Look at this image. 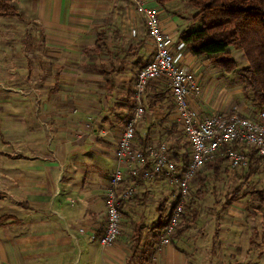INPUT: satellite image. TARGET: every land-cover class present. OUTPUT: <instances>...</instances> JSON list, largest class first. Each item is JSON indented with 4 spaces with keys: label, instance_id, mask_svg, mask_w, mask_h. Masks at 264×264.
<instances>
[{
    "label": "crops",
    "instance_id": "0c3cea01",
    "mask_svg": "<svg viewBox=\"0 0 264 264\" xmlns=\"http://www.w3.org/2000/svg\"><path fill=\"white\" fill-rule=\"evenodd\" d=\"M14 1L37 17L33 24L38 31L33 35L23 32L21 38L22 44L36 45L25 55L35 62L33 72H3L7 78L32 75L37 83L16 89L0 85V102L5 103L0 107H10L0 111L6 118L0 216H8L7 223H11L0 227V264H177L182 259L178 238L200 218L196 223L191 222L192 215L183 218L185 225L173 244L158 252L160 242L154 244L158 235L153 230L158 217L149 220L154 218L152 208L160 217L159 211L168 214L174 202V189L164 187L163 177L141 182L136 195L123 203L122 233L115 245L102 248L98 242L106 225L104 194L118 167L117 142L132 112L136 76L154 50L144 20L129 2L127 7L126 0ZM149 3L160 8L165 32L176 33L175 57L180 66L195 74L201 87L200 95L190 96V107L201 119L228 113L231 107L222 106L219 100L211 103L203 95L207 81H226L225 75L210 77L206 71L214 66L211 61L193 55L181 41L182 32L193 31L192 21L174 11L165 15L164 6L156 0ZM19 23L25 29L30 26ZM240 92L224 84L220 97ZM144 103L146 111L136 127L135 145L144 150L166 142L171 157L175 153L189 156L190 143L169 82H150ZM246 108L240 106L249 115ZM222 171L220 177L232 175L225 167ZM230 206L222 203V210ZM149 221L148 227L145 223ZM137 227L143 228L138 246L134 240ZM228 232L216 226L212 234H204L211 236L206 246L241 247L243 243L249 255L251 247H264V235L255 229L251 234L231 233L235 240L226 243L227 238L219 236Z\"/></svg>",
    "mask_w": 264,
    "mask_h": 264
},
{
    "label": "built area",
    "instance_id": "2783aa9c",
    "mask_svg": "<svg viewBox=\"0 0 264 264\" xmlns=\"http://www.w3.org/2000/svg\"><path fill=\"white\" fill-rule=\"evenodd\" d=\"M127 1L144 20L154 50L150 61L136 76L135 107L117 142L118 167L105 192L106 225L98 242L102 248L113 246L122 233L123 203L136 195L141 182L164 177L174 189V202L160 238L158 252H161L183 221L193 177L208 163L220 155L227 158L230 171L246 170L257 158L264 167V110L254 108L251 115L215 114L201 119L189 105L190 96L200 95L201 87L195 74L180 66L175 57L172 45L176 33L165 32L160 11L149 3L152 0ZM157 79L169 82L176 113L190 143V162L186 167L171 158L166 142L150 144L144 150L135 145L136 127L146 111V89Z\"/></svg>",
    "mask_w": 264,
    "mask_h": 264
},
{
    "label": "rangeland",
    "instance_id": "374dc122",
    "mask_svg": "<svg viewBox=\"0 0 264 264\" xmlns=\"http://www.w3.org/2000/svg\"><path fill=\"white\" fill-rule=\"evenodd\" d=\"M126 3L127 5L129 4L127 0ZM16 4L17 15L0 18V85H9L11 88L14 87L15 89L22 88L23 86L31 87L32 84L34 86L37 83V81H35L36 78L32 75L20 76L19 74V78H7V74L4 73L3 70L6 69V72L9 73L16 71L17 69H30L33 72L32 68L35 61H32L31 57V61L29 60V57L25 58V55L28 54L27 52H29L30 49L28 48L29 46H27V43L22 44L21 38H23V32L28 35H33V32L35 33L38 31L37 27L33 24L37 19L35 14H33L32 11L23 9L18 2H16ZM127 7H129V5ZM157 9L160 10V8ZM164 10L166 11L165 15L174 11V13L180 14L182 16L181 18L190 19L193 26H195L193 27V30H197L201 27L200 23L193 18L197 11L189 7L187 0H173L164 6ZM13 21L14 25L10 27V24ZM19 21H25V23H23L24 25L29 22L30 26L25 29V27L21 26L22 23H19ZM28 30L31 33H29ZM29 37L31 36H28L27 38L30 39ZM231 53L234 60L237 62V70L232 74H224L219 68L210 66L209 70L206 71V73L211 74L210 77L215 78L213 77L215 74L222 73L225 75L226 81L216 79L218 81H215L216 83H221L219 86H217L216 83L211 84L213 79L207 81L203 95L204 97L206 96L209 98L211 103L219 100L222 106L226 105L231 107L228 113H220L221 115L230 116L234 113L245 115V113L240 110V106L243 105L247 107L246 110H248V114L251 115L253 114V109L257 107L251 102V94L245 95L240 81L242 70L247 66V60L244 53L240 50L231 49ZM211 69L212 72L214 71L213 73L211 72ZM224 84H229L234 90L242 89V92L220 97V89ZM16 95L19 94L16 93ZM9 97L13 98L12 96ZM133 101L134 104L135 97ZM0 103L5 104L4 102ZM221 105H219V107ZM1 107L0 111L3 112H6L8 108L10 109L8 105V108L5 105ZM31 125L33 126L32 123ZM5 129L6 118L5 116H0V189H4L5 185ZM227 169L230 171L229 167H227ZM230 172V174H232L230 176L223 175L219 179H215L212 169L206 165L193 177L190 183V197L188 202L191 209L200 212V221L196 226L189 224L183 229L182 235L179 236L180 247H177V249L180 250L182 259H180L177 264H264V247H251L252 249L249 255L247 254L249 247H245L243 243H241V247L206 246V243L211 236H204V234H212L218 225H220L221 230L230 231L225 235L222 234L219 236L226 237V243L235 240V237H231V233L237 235L242 233L251 234L252 229H255L264 235V167L260 163L258 171L254 177H252L248 183L242 185V189L248 193L247 196L239 203L222 210V203L225 201V196L234 191L242 183V176L245 170ZM204 178L206 179V183L203 182ZM164 187L167 190L173 189L168 184L164 185ZM1 192L0 194L4 196V193ZM152 214L154 218L152 217L149 220H156L157 217L159 219V213L154 207L152 208ZM191 215V211H186L184 214L185 218L183 217L184 220L187 218L190 219ZM148 217L149 215L147 218ZM165 220L166 217L164 218V221ZM149 223H151V221L145 224L149 227L151 226ZM260 224H262V226H260ZM154 232L158 235L155 238L154 244H158L163 231L162 229H157ZM219 233L221 234L220 231ZM239 238H242L243 240L246 239V236H241ZM173 242L172 239L170 244L164 246L163 249L172 245Z\"/></svg>",
    "mask_w": 264,
    "mask_h": 264
},
{
    "label": "trees",
    "instance_id": "16d2710c",
    "mask_svg": "<svg viewBox=\"0 0 264 264\" xmlns=\"http://www.w3.org/2000/svg\"><path fill=\"white\" fill-rule=\"evenodd\" d=\"M171 1L173 0H156L160 6H165ZM187 2L190 8L197 11L193 18L200 23L201 27L197 30L182 32L180 34L182 43L193 55L207 57L224 74H232L238 67L231 49L242 51L247 60V66L242 70L240 77L242 89L245 95L251 94L250 99L255 107L264 110V0H187ZM16 5L14 0H0V18L17 15ZM28 46L30 50H34L36 45ZM131 107L133 111L135 103ZM145 143H143L144 147ZM235 147L238 146L235 145ZM171 158L185 167L190 162L188 155L182 156L175 153ZM259 165L258 158L252 160L242 176V183L225 196L224 206L238 203L247 196L248 193L242 189V185L248 183L256 174ZM207 166L212 169L214 178L219 179L224 167L228 170L227 158L219 155ZM203 180L206 183V179ZM188 210L192 214L191 222L196 223L199 212L191 209L189 202L186 206V211ZM159 212L160 217L155 224L154 231L164 230L169 215V211L168 214L161 210ZM8 221V216L1 215L0 227L11 224L7 223ZM184 225L185 221H182L171 239L180 234ZM136 230L138 234L134 240L138 246L142 238L140 232L143 228L137 227Z\"/></svg>",
    "mask_w": 264,
    "mask_h": 264
}]
</instances>
